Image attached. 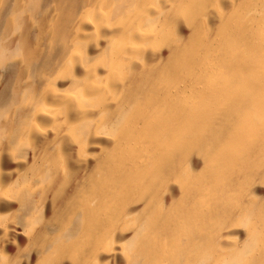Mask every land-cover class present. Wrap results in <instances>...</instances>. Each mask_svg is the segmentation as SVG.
Returning a JSON list of instances; mask_svg holds the SVG:
<instances>
[{
	"label": "bare ground",
	"instance_id": "6f19581e",
	"mask_svg": "<svg viewBox=\"0 0 264 264\" xmlns=\"http://www.w3.org/2000/svg\"><path fill=\"white\" fill-rule=\"evenodd\" d=\"M0 264H264V0H0Z\"/></svg>",
	"mask_w": 264,
	"mask_h": 264
}]
</instances>
